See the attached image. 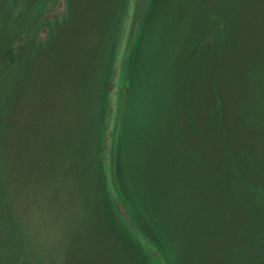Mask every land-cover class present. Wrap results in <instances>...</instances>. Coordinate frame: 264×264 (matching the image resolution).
Instances as JSON below:
<instances>
[{
    "label": "rangeland",
    "instance_id": "374dc122",
    "mask_svg": "<svg viewBox=\"0 0 264 264\" xmlns=\"http://www.w3.org/2000/svg\"><path fill=\"white\" fill-rule=\"evenodd\" d=\"M156 2L135 36L142 0H0V264H264V0ZM219 68L239 116L218 142ZM113 140L143 237L96 189Z\"/></svg>",
    "mask_w": 264,
    "mask_h": 264
},
{
    "label": "trees",
    "instance_id": "16d2710c",
    "mask_svg": "<svg viewBox=\"0 0 264 264\" xmlns=\"http://www.w3.org/2000/svg\"><path fill=\"white\" fill-rule=\"evenodd\" d=\"M153 1L154 0H142V3L140 4V6L138 8V10H139L138 21L139 22L137 23V33L135 36H138L140 34L141 27L144 25L145 21H147V22L150 21V23H153L154 19L150 18V16H149L150 15L149 13L153 8V6H152ZM159 3H160V0H157V2H156L157 7L159 6ZM215 20H216L215 24L218 28L222 19L217 17V18H215ZM159 27H160V25H159ZM221 27L223 29V26H221ZM135 46L136 45L134 44L133 47H135ZM221 46H222V39L220 41V48H221ZM190 52L194 53V55H196V56L201 57V54L206 56L208 50H206V48H204L202 50V47H200L199 49L191 50ZM220 52H221V50L219 49V51L217 52V54L219 56H220ZM5 54H6L7 60L10 64H14L16 62V59H17L16 49L13 46H10L6 50ZM113 61H112L111 72L108 76V78H109L108 80H109V83L111 86L113 85L111 78L114 77V73H115L114 67H113L114 66ZM205 61L208 62L207 59H205ZM217 73H219V74L216 75L215 78L213 77V82L215 83L214 87L212 89H207L203 93V96L199 101V105H201L202 107H208V108L213 107L215 109L214 113H213V121H214L215 128H216L215 138L219 142V141H223L226 133L229 131L228 129H231L230 126L237 125L239 113L235 112V110L233 108V104L230 100V97L228 98V96L226 94V88L229 84V81H231V76L228 74L227 70L223 71L220 74V68L217 69ZM249 76H250V72H249L247 78H249ZM130 96H131L130 86H129V83L127 82V83L123 84L122 89H121V93H120V97H119L117 116H116V120L114 123V131L111 133L112 139L114 138V140L120 138L122 129L125 125L124 121L126 119V113L128 111V107H129ZM106 106L107 105L104 104L102 109H101V106L99 104V108H100L98 111L99 116H102L103 119L107 117V113L105 114V112L107 111ZM236 133L237 132H235V135H237ZM104 136H103V138L105 139ZM101 139H102V136H101ZM114 140L110 144V147H108L106 144H104L103 148L105 149V151L108 150V152L111 154V158H110L111 163L109 165L110 166L109 168L111 169V174H110L111 180L110 181H111V184L113 185L112 189H114L115 195L111 198L110 197L111 189L106 188V176H107L106 174L107 173H106V168H104V166L102 164V158H103L102 154H100L98 157L99 163L97 166H98V170H99L101 176L99 175L100 177H98V184L99 185L96 189L101 190V192L104 193L105 198H107L108 200H110V202H112V204L110 203V206L114 209L113 213L116 216V219H118L120 224L122 226H124V230H126L127 232L131 231L132 233H136L138 236H142V234L140 233L139 228L137 226V221L134 220V218L130 214L129 207H128V205L125 201V198H124V193L121 189V180L119 177V173L117 171L116 156L114 154L118 150L119 140H117L116 143L114 142ZM224 150H226V147H224ZM98 192H100V191H98ZM108 194H109V196H108ZM5 200H6V197H5V194H3L2 198L0 199V204L4 203ZM2 215H3V213H0V216H2ZM10 230L15 232L17 230V227L10 226ZM5 231L7 232V229H5ZM27 242H28V240L25 239V245L28 244ZM146 252H147V249H146ZM166 255H168V254H166ZM163 256H164V254H163ZM141 257L144 259L143 254H141ZM167 261L169 263L167 262V263H163V264H171L170 263L171 261L168 257H167ZM15 262H17L16 258H14L10 264H14ZM151 264H158V263L153 261Z\"/></svg>",
    "mask_w": 264,
    "mask_h": 264
}]
</instances>
